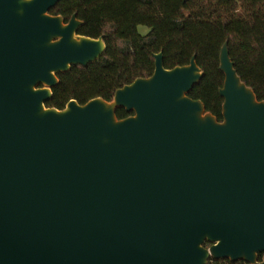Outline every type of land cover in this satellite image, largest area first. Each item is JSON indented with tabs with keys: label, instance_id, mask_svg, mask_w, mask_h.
I'll use <instances>...</instances> for the list:
<instances>
[{
	"label": "water",
	"instance_id": "95a60500",
	"mask_svg": "<svg viewBox=\"0 0 264 264\" xmlns=\"http://www.w3.org/2000/svg\"><path fill=\"white\" fill-rule=\"evenodd\" d=\"M61 1L0 0V264H264V101L228 42L221 122L189 97L196 56L162 52L110 101L48 108L59 74L106 52L50 14Z\"/></svg>",
	"mask_w": 264,
	"mask_h": 264
},
{
	"label": "trees",
	"instance_id": "16d2710c",
	"mask_svg": "<svg viewBox=\"0 0 264 264\" xmlns=\"http://www.w3.org/2000/svg\"><path fill=\"white\" fill-rule=\"evenodd\" d=\"M51 13L65 22L76 13L83 22L78 34L104 37L106 52L88 67L59 74L48 108L62 110L70 101L84 105L95 98L110 101L118 89L152 76L155 55L162 52L166 69L188 65L196 56L205 76L189 97L203 102L221 122L219 91L225 77L219 57L226 42L239 76L264 101V0H63ZM140 27L148 33L142 35ZM131 115L117 111L119 119Z\"/></svg>",
	"mask_w": 264,
	"mask_h": 264
},
{
	"label": "rangeland",
	"instance_id": "374dc122",
	"mask_svg": "<svg viewBox=\"0 0 264 264\" xmlns=\"http://www.w3.org/2000/svg\"><path fill=\"white\" fill-rule=\"evenodd\" d=\"M139 32L142 34V35H146L148 33V29L145 28V27H140L139 28Z\"/></svg>",
	"mask_w": 264,
	"mask_h": 264
},
{
	"label": "flooded vegetation",
	"instance_id": "af4514ba",
	"mask_svg": "<svg viewBox=\"0 0 264 264\" xmlns=\"http://www.w3.org/2000/svg\"><path fill=\"white\" fill-rule=\"evenodd\" d=\"M57 5H58V4H57ZM57 5H56V6H57ZM55 8H56V7H55ZM55 8H53V9H55ZM53 9H52V10H53ZM52 10H51V11H52ZM51 11H50V14H51L52 16H61V15H54V14L51 13ZM237 263H240V262H237ZM237 263H234V264H237ZM245 264H246V263H245Z\"/></svg>",
	"mask_w": 264,
	"mask_h": 264
}]
</instances>
